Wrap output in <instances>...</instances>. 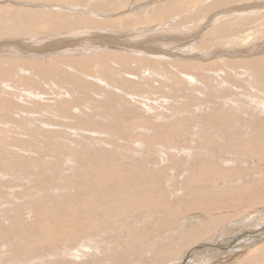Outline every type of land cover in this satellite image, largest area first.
<instances>
[{
    "label": "rangeland",
    "instance_id": "obj_1",
    "mask_svg": "<svg viewBox=\"0 0 264 264\" xmlns=\"http://www.w3.org/2000/svg\"><path fill=\"white\" fill-rule=\"evenodd\" d=\"M5 1L0 7L15 5ZM166 1L130 0L103 18L136 19L141 11L147 19ZM185 2L184 13L126 30L125 46L112 35L78 43L86 30L61 32L67 37L39 49L23 37L56 33L37 28L0 38V67L28 71L32 86L26 99L19 85L12 89L16 105L8 121L0 119V145L12 151L0 147V264H237L264 244L263 237L226 252L233 233L264 224V187L254 189L264 183V0ZM39 6L67 14L63 8L73 5H22ZM113 37L117 46L107 50ZM14 43L18 54L6 56ZM98 54L108 59L94 62ZM232 64L251 72L236 75ZM34 65L49 67L50 77L39 80ZM226 225L232 229L224 235ZM210 239L222 253L193 259L191 249Z\"/></svg>",
    "mask_w": 264,
    "mask_h": 264
},
{
    "label": "bare ground",
    "instance_id": "obj_2",
    "mask_svg": "<svg viewBox=\"0 0 264 264\" xmlns=\"http://www.w3.org/2000/svg\"><path fill=\"white\" fill-rule=\"evenodd\" d=\"M3 1V0H2ZM21 2L22 5H24L25 3H28V2H39V3H42V2H56V1H69L72 3L73 6H70V7H67V8H63L66 10L67 14H57V10H59V7H53V8H48L47 6H39L38 9H44L42 11L40 10H36V9H30L28 8L27 10L25 8L22 7L21 5V8L18 7V5H16L17 2ZM185 1L187 0H168L169 3L164 2L163 5H157V7L153 8V11L152 14L150 13L149 17L146 19V15H143L142 13H140L141 11H137L140 9L141 6H136L135 9L133 8L132 10H135L137 12H135V14L137 15V18L136 19H114L113 22H109V21H105L104 20V16H106L109 12L108 11H111L113 12L115 9L116 10H123L126 6H132L133 4L131 3L130 4V0H113V1H110V0H106V2H103V3H100L98 2L97 0H6L5 3L3 2L4 5L8 4V3H15V5H13L12 7L10 6H4V7H0V38H3L4 36H9V37H12V36H17V35H22V34H25L27 31L29 32L30 29H41L43 31H49V32H52V33H56L55 35H52V36H46L44 38L42 37H37V38H32L33 36H25L23 37L25 39V41H29L30 40V43L32 47H37L38 46H43L45 45L46 43H49L51 42L52 40H56L58 41L59 39H62V37H67V35H63V33L61 32H73V31H80V30H86L88 31L87 32H81L78 36L79 37H82L80 39H76V41L78 43L80 42H85L87 43L86 41L87 40H91V38L97 40V39H100L102 40L103 38H109L111 35L116 37L114 39L110 38V40L108 39V41H104L106 44L108 45H105L106 46V49L107 50H112L115 46H117L115 43L114 44H109L110 42L113 43L115 41V39L118 41V45H127L128 43L126 41H123V38L122 37H126V34L128 33H125L126 30H130L133 28H135V26H137V24H146V23H153V19H160L161 21H164L162 19L165 18L166 19H169L172 15L168 16L169 14H173V13H180L182 11V13H184L185 10H187V7L190 6L189 4H192L190 3L189 1V4L186 3ZM203 1V0H202ZM207 1V0H206ZM217 1V0H216ZM218 1H227L228 3H232L233 1L235 2H239V0H218ZM242 1V0H241ZM7 2V3H6ZM137 2H141V0H137ZM150 2V1H149ZM209 2V1H208ZM142 3V2H141ZM203 3V2H202ZM220 3V2H219ZM136 4V3H135ZM134 4V5H135ZM206 4V3H205ZM70 5V3H69ZM209 5V4H208ZM219 5V4H218ZM17 6V7H16ZM194 6V4H193ZM222 6V5H220ZM50 7V6H49ZM143 7V6H142ZM191 7V6H190ZM211 7V5H210ZM217 7V6H216ZM185 9V10H184ZM215 9V8H213ZM120 10V11H121ZM151 10V9H150ZM213 11V10H212ZM215 11V10H214ZM110 12V13H111ZM108 16V15H107ZM221 17V16H219ZM205 18V17H203ZM249 19V18H248ZM225 20V19H224ZM220 21V20H219ZM255 22V21H253ZM223 23V21H222ZM185 24V23H184ZM147 25V24H146ZM254 25V24H253ZM223 27V26H222ZM122 29L123 28V32H118L116 31L114 34H110V35H106L104 34L103 36L102 33H106L102 30H106V29ZM230 30V29H229ZM60 32V33H58ZM218 32V31H217ZM141 32H134L132 33V36L134 38H138V36H141L140 34ZM100 34V35H99ZM219 34V33H218ZM233 34V32H232ZM74 34H71L69 35L68 37H72ZM116 35V36H115ZM154 35V32L153 34ZM231 35V34H230ZM234 36V35H232ZM231 36V37H232ZM238 36V35H237ZM190 37V36H189ZM216 37V36H215ZM211 38V37H209ZM214 38V37H213ZM217 38V37H216ZM227 38V37H226ZM229 38V37H228ZM249 38V37H248ZM218 39V38H217ZM216 41L214 39H211V43H215L214 45L218 44L219 41ZM220 39V38H219ZM50 40V41H49ZM215 41V42H212V41ZM232 40V39H231ZM3 41V40H2ZM5 42V41H4ZM104 42L102 43L104 45ZM227 42V41H226ZM258 42V41H257ZM18 43V42H17ZM16 44V43H14ZM23 44V43H22ZM100 44V45H102ZM184 44H187V43H184ZM224 44V43H222ZM222 44H221V47H222ZM242 44V43H241ZM17 45V44H16ZM61 45V44H60ZM219 45V44H218ZM230 45V44H229ZM237 45V43H236ZM18 46V45H17ZM220 46V45H219ZM254 46V45H253ZM22 47V46H21ZM120 47V46H119ZM196 47V46H195ZM257 47V46H256ZM262 46H258V48H261ZM83 49H86V50H83V52H89L90 48L88 47L87 44H85V46H82ZM150 48H155V46H151ZM228 48V47H227ZM232 48V47H231ZM39 49V48H38ZM89 49V50H87ZM102 50H104V47H101ZM220 49V48H219ZM225 49V48H224ZM234 49V47L232 48ZM19 46L16 47V48H13L12 51H3V53L8 56V57H12L13 54H18V51H19ZM27 50V49H26ZM145 51H148L150 49H144ZM226 50V49H225ZM231 50V49H230ZM236 50V49H235ZM156 50L153 49V53L155 52ZM232 51V50H231ZM229 51V54H234V51L231 52ZM38 52V51H37ZM65 52V51H64ZM212 52V51H210ZM217 53L219 54H228L227 52H224V51H216ZM246 52V51H245ZM27 53V52H26ZM98 53V52H97ZM239 53V52H237ZM28 54V53H27ZM55 54V53H54ZM69 54V53H68ZM74 54V53H73ZM210 54V53H209ZM22 55V54H21ZM25 55V54H24ZM238 55V54H237ZM242 55H245V53H243ZM204 56V55H203ZM202 56V57H203ZM210 55L208 54H205L204 57H209ZM230 56H233V55H230ZM15 58V57H14ZM7 59V58H6ZM9 59V58H8ZM105 59H108V57L106 55H102V54H98L96 57L93 58V61L94 62H98V61H103ZM121 60L124 62V63H128L129 62V59L126 58V57H121ZM9 61V60H8ZM9 64V63H8ZM32 64V63H31ZM40 64V63H39ZM263 63H259L258 62H253L251 63V65H249L250 67H258L259 65ZM11 65V64H10ZM33 65V64H32ZM43 65V64H42ZM41 65V66H42ZM264 65V64H263ZM29 66V65H28ZM230 69H234V73H236V75L239 73L240 70H242L243 74H248L249 72V69L248 66H243V65H240V64H232L229 66ZM198 68V67H197ZM199 69V68H198ZM34 70V76L39 78V80H47L49 77H50V68L48 67H35L34 65V68L32 69ZM251 70V69H250ZM231 72V71H230ZM257 72V71H256ZM233 73V74H234ZM23 74H28V71H23V70H19L17 72L15 71H10V68H7V67H0V116H4V117H0V119L2 118H5L7 119L8 121V118L6 117H10L9 115L13 112V109L16 105V103H11L10 104V101L12 100V98L14 96H18V91L21 93L20 97L23 98V99H26L25 97H27V95H25L27 92H30V89L31 87H27L26 85V82H29L28 80H26V77H23L24 75ZM232 74V75H233ZM253 74V73H252ZM249 76V75H247ZM235 77V76H234ZM237 77V76H236ZM241 77V76H240ZM238 78V77H237ZM249 79V81H251L252 79L247 77ZM251 79V80H250ZM228 80V79H227ZM263 81V80H262ZM35 84V83H33ZM16 85H19V90L18 91H13L14 87ZM18 87V86H17ZM21 87L22 90H21ZM26 90H25V88ZM13 89V90H12ZM16 89V88H15ZM48 89H50V87H48ZM51 91H52V94L54 93L56 96L58 95H62V91H59V89L56 87V86H53L51 87ZM23 94V95H22ZM32 96V95H30ZM60 97V96H59ZM62 97V96H61ZM65 97V96H64ZM68 98V96H66ZM28 98V97H27ZM58 98V97H57ZM15 99V98H14ZM22 99V100H23ZM60 100V99H59ZM68 101V99H67ZM62 102V101H61ZM66 102V101H65ZM54 103V102H53ZM21 104V103H20ZM28 106V105H27ZM13 108V109H12ZM31 108V107H29ZM27 108V109H29ZM7 109V110H6ZM24 109V108H23ZM26 109V108H25ZM5 111H8V112H5ZM14 117V116H13ZM30 116H26V119H24L25 121L23 122L24 125H27L30 126L29 124H32L30 121L32 120V118H29ZM24 118V117H23ZM37 118V117H36ZM31 119V120H30ZM22 120V119H20ZM9 124V123H8ZM39 124V123H38ZM23 129V128H22ZM24 131V130H23ZM7 133V132H6ZM256 138H259L256 134H255ZM10 138V137H9ZM15 139V138H14ZM14 141V140H13ZM14 143V142H13ZM5 144V143H4ZM15 144V143H14ZM17 144V143H16ZM15 144V146H16ZM9 145V143H8ZM6 146L5 145H0L1 148H6L7 150V153L8 155H11L12 154V151L10 150L9 146ZM13 146V145H12ZM12 150H14L13 148H11ZM4 150V149H3ZM11 152H9V151ZM20 150V149H19ZM16 151V150H15ZM15 155V154H14ZM0 156L2 157V155L0 154ZM4 156H7V154L5 153ZM7 159V158H6ZM5 160V159H4ZM10 160V159H9ZM12 164V163H11ZM258 181V180H257ZM261 184V185H260ZM256 185V184H255ZM264 183H260V181L258 182V185H256L254 187V189H257L259 188L258 191H260V193L263 191V186ZM262 187L260 189V187ZM252 187V186H251ZM253 188V187H252ZM198 194V193H197ZM264 195V193H262ZM196 195V194H195ZM194 195V196H195ZM262 195V197H263ZM253 197V196H252ZM195 199H197L196 197H194ZM214 198V197H213ZM245 198V197H244ZM255 198V197H254ZM257 199L259 200L260 198L257 197ZM1 200V199H0ZM213 200V199H211ZM256 200V198L254 199ZM257 200V201H258ZM263 200V199H262ZM192 203H193V199H191ZM206 201V200H205ZM242 202V200H241ZM254 202V201H253ZM2 204H5L3 202H0ZM199 204V203H198ZM205 205V204H204ZM210 205V204H209ZM242 205V204H241ZM3 206H6V205H3ZM191 206V205H190ZM194 206V205H193ZM237 206V205H236ZM189 207V206H188ZM196 207V205H195ZM221 207V206H220ZM191 208V207H190ZM208 208V207H207ZM196 209V208H195ZM198 209V208H197ZM201 209H202V206H201ZM201 209H199L201 211ZM217 211V210H216ZM215 211V213H216ZM220 211V210H218ZM213 213V212H212ZM218 213V212H217ZM171 214V213H170ZM206 214V213H205ZM184 216V215H183ZM171 217V216H170ZM175 217V216H174ZM173 217V218H174ZM182 217V216H181ZM229 217V216H228ZM180 218V217H179ZM229 218H227L228 220ZM243 219V218H242ZM242 222V221H241ZM225 222H223L222 225H224ZM164 224V223H163ZM216 224V221L215 223ZM249 225V224H248ZM262 227H259L258 229H256V231H253L251 232L250 230L248 232H245L243 234H239V235H236V233H233V238H228L229 239V242L230 244L228 245L227 244V248H228V251L226 252H230V253H233L235 254L236 251H234L235 249H239V247H242L244 248V246H253L252 244L254 243V241L256 242L258 239H262L264 237V224H260ZM212 226V225H211ZM210 226V228H211ZM224 231H223V234H227L226 232V229H229L231 230L232 227L231 226H227L223 228ZM237 229V228H236ZM234 230H232L233 232ZM226 232V233H224ZM230 233V232H229ZM223 239V237H222ZM241 240V241H239ZM212 242V243H210ZM228 242V243H229ZM264 242V241H263ZM195 243V242H194ZM258 244V243H257ZM184 245V244H183ZM200 246V247H198ZM212 246V247H211ZM178 247V246H177ZM181 247V246H180ZM236 247V248H234ZM223 246H221V243L218 241H215V240H212L210 239L209 242H205L204 244H200V245H195L191 250H194V253H193V259H197V254H199L201 251L205 253H209L204 259H208V260H211V259H216L217 258V254H220L219 252H221ZM232 248V249H231ZM180 249V248H179ZM202 249V250H201ZM209 249H212L211 251H208ZM241 249V248H240ZM225 250V249H224ZM231 250V251H230ZM165 251V250H164ZM168 250H166L167 252ZM165 252V253H166ZM172 252V251H171ZM174 252V251H173ZM225 252V251H224ZM223 252V253H224ZM169 253V252H168ZM175 253V252H174ZM177 253V252H176ZM222 253V252H221ZM239 253V252H238ZM160 254V253H159ZM162 254V252H161ZM170 254V253H169ZM226 254V253H225ZM237 254V253H236ZM178 255V254H177ZM182 255V254H181ZM223 255V254H222ZM252 256L248 257L247 259L241 261L240 263H237V264H264V244L261 246V248L257 249L253 254H250ZM167 256V254L165 255ZM164 256V257H165ZM183 256V255H182ZM181 256V257H182ZM220 256V255H219ZM226 256V255H225ZM170 257V256H168ZM167 257V258H168ZM176 257V256H175ZM200 257V256H199ZM202 257V256H201ZM238 258V257H237ZM236 258V259H237ZM155 259V258H154ZM169 259V258H168ZM167 259V260H168ZM180 259V258H179ZM202 260V259H201ZM227 260V259H226ZM199 261V260H198ZM234 261V260H233ZM206 262V260H205ZM216 263V262H214ZM213 263V264H214ZM233 262H231L230 264H232ZM194 264H197V263H194ZM205 264H210L209 261L206 262Z\"/></svg>",
    "mask_w": 264,
    "mask_h": 264
}]
</instances>
